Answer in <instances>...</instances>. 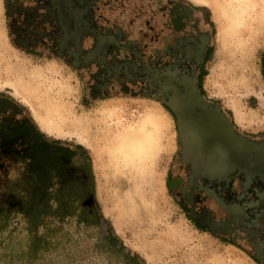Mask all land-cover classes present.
Returning a JSON list of instances; mask_svg holds the SVG:
<instances>
[{
  "label": "rangeland",
  "instance_id": "374dc122",
  "mask_svg": "<svg viewBox=\"0 0 264 264\" xmlns=\"http://www.w3.org/2000/svg\"><path fill=\"white\" fill-rule=\"evenodd\" d=\"M193 1L70 0L67 11L0 0L2 114L28 119L53 154L66 149L84 179L65 185L57 153L50 166L38 151L9 166L20 200L35 201L0 212V264H109L114 249L112 264H264V181L194 167L157 99L174 76L195 77L239 135L264 142V0ZM60 8L67 31H81L78 67L59 49ZM137 144L148 157L136 170ZM235 203L236 221L223 206Z\"/></svg>",
  "mask_w": 264,
  "mask_h": 264
},
{
  "label": "water",
  "instance_id": "95a60500",
  "mask_svg": "<svg viewBox=\"0 0 264 264\" xmlns=\"http://www.w3.org/2000/svg\"><path fill=\"white\" fill-rule=\"evenodd\" d=\"M81 37V34L77 33L66 35L64 38V48L70 38L75 40V52L67 48L68 55L74 60V67L80 64ZM97 39L96 50L85 54L83 65H88L97 49L101 48L103 37L97 36ZM168 74L174 76L172 72ZM169 83H172V95L169 99H157L176 116L179 140L183 145L182 156L194 167L204 168L213 175L227 176L238 173L244 174L248 179L259 177L264 181V142L258 143L239 135L221 109L203 99L195 77L184 76L179 79L174 76ZM195 107L201 112H196ZM193 112L196 117L192 116ZM223 206L233 211L234 206Z\"/></svg>",
  "mask_w": 264,
  "mask_h": 264
},
{
  "label": "flooded vegetation",
  "instance_id": "af4514ba",
  "mask_svg": "<svg viewBox=\"0 0 264 264\" xmlns=\"http://www.w3.org/2000/svg\"><path fill=\"white\" fill-rule=\"evenodd\" d=\"M42 1L47 3L49 0H42ZM55 1H57L58 3L64 2L63 4L64 8L67 11H69L68 7L70 8V6H67V3L70 2V0H55ZM90 1H93V0H90ZM65 9L61 11V8H60V11L56 12L57 19H58V25L62 28V31H63V36L60 39V42L62 44L60 43L61 48H59L63 54L67 50L66 49L67 45L65 48L63 47L64 46L63 43L66 41V39L64 40V38H66V35L70 36L72 34H77V33L79 34V32H81L79 31V29H77L78 24L74 25L73 31H70V33L67 31L66 27H64L65 25L63 24L62 20H63V13L65 12ZM87 9H88V6H87ZM76 11H78V9ZM57 52L61 53L59 51ZM0 103H5V100L3 101L1 97H0ZM4 111L0 109V174H2L0 176V212L2 213L3 211L4 213L8 214L10 211H14L16 208L19 209L25 206L27 208L31 206L33 207L34 201H35L33 197L31 198L32 200L31 199H27V200L21 199L20 200L19 193L16 191L18 188V179L14 180L13 179L14 177L7 174V172L10 170L9 166L12 165L14 167H17L14 163L20 162V161H24V162L30 161V159L36 157L37 151L39 152V156L41 157V159L42 158L46 159L45 167L50 166L52 163V149H50L51 148L50 145L46 144L43 138L37 136V134L35 133L36 131L34 127L30 125V122L28 121V119L24 117L15 119L11 113H8L9 115L4 116L2 114V112L4 113ZM64 157L62 156L60 159L58 158L56 160L59 164L56 165L57 168H54L55 171L53 172L56 174L57 177H60L63 179V183L65 185L69 181L72 184L71 182L72 179L73 180L76 179L78 184L79 183L83 184L84 179L81 178V176H83L82 171L79 170L78 167H74V166L69 168L68 163L66 162V157L65 158ZM34 170H35V167L33 171ZM69 176L72 177L71 180ZM21 179L22 177H20L19 180ZM28 204H31V205L29 206ZM233 205H234L233 210H235L238 215L236 217V220H238L239 215L241 213H243L244 215L245 213L243 212L242 206H240L237 203ZM262 246H263V243L260 244V247ZM255 258L258 261H260L259 258L257 257Z\"/></svg>",
  "mask_w": 264,
  "mask_h": 264
},
{
  "label": "bare ground",
  "instance_id": "6f19581e",
  "mask_svg": "<svg viewBox=\"0 0 264 264\" xmlns=\"http://www.w3.org/2000/svg\"><path fill=\"white\" fill-rule=\"evenodd\" d=\"M154 122V121H153ZM143 126V125H142ZM151 126V125H150ZM152 127V126H151ZM144 129V128H143ZM153 132V131H152ZM145 134V133H144ZM147 134H148V132H147ZM154 134V133H153ZM137 135V134H136ZM146 138V137H145ZM139 139H140V137H139ZM81 141H83V139L81 138L80 139ZM137 140V139H136ZM143 140H144V138H143ZM135 141V140H134ZM139 142L141 143V141L139 140ZM131 146V145H130ZM137 146H138V153L135 155V154H133L132 152H130V150L129 151H127V155H128V157H129V159H127L128 160V162L129 163H133L131 166L133 167V168H135V167H137V165H139V164H142L145 160H147L146 158L148 157V155L145 153V152H147V146H146V144H140V145H138L137 144ZM129 147V146H128ZM132 148V147H131ZM133 150V149H132ZM150 151V150H149ZM149 154V153H148ZM136 169V168H135ZM137 170V169H136Z\"/></svg>",
  "mask_w": 264,
  "mask_h": 264
},
{
  "label": "trees",
  "instance_id": "16d2710c",
  "mask_svg": "<svg viewBox=\"0 0 264 264\" xmlns=\"http://www.w3.org/2000/svg\"><path fill=\"white\" fill-rule=\"evenodd\" d=\"M33 52V51H32ZM36 53V52H35ZM67 55H68V53H67V50H66V52H65ZM70 56V55H69ZM74 67V66H73ZM78 67V66H77ZM168 111H170L166 106H164ZM197 228H199V229H201V230H207V228L205 227V226H202V225H197ZM118 249H114L113 251H111L108 255L109 256H107V262L109 263V264H112V260H113V257H112V255L114 254L116 257L118 256ZM113 255V256H114ZM123 257H127V258H129L130 260H135L134 259V257H131L130 255H128V254H124L123 255ZM117 259H118V257H117ZM252 259L256 262V263H258V260L255 258V257H252ZM115 261V260H114Z\"/></svg>",
  "mask_w": 264,
  "mask_h": 264
},
{
  "label": "crops",
  "instance_id": "0c3cea01",
  "mask_svg": "<svg viewBox=\"0 0 264 264\" xmlns=\"http://www.w3.org/2000/svg\"><path fill=\"white\" fill-rule=\"evenodd\" d=\"M193 1V0H192ZM194 3H196L195 1H193ZM198 4H201V3H198ZM204 5V4H203ZM206 6V5H205ZM51 147V146H50ZM51 149V148H50ZM65 150L66 149H63V148H61V149H59V150H57V149H55L54 151H55V153H57L58 154V158L60 159L62 156L64 157H66V162L68 163V161H69V156L71 155V154H69L68 152L66 153L65 152ZM54 153V154H55ZM54 154L52 153V157L54 156ZM57 154H56V157H57ZM56 157H54V160H53V162L52 163H55V158ZM64 157V158H65ZM25 208V207H24ZM20 209V208H19ZM19 209L18 208H16L15 210H18L19 211Z\"/></svg>",
  "mask_w": 264,
  "mask_h": 264
}]
</instances>
